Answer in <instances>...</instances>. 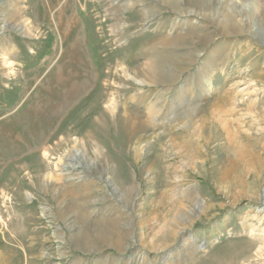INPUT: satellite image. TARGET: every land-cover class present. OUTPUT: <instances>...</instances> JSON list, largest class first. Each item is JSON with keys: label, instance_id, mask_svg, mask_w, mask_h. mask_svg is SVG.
<instances>
[{"label": "rangeland", "instance_id": "1", "mask_svg": "<svg viewBox=\"0 0 264 264\" xmlns=\"http://www.w3.org/2000/svg\"><path fill=\"white\" fill-rule=\"evenodd\" d=\"M84 90L141 141L88 140ZM0 264H264V0H0Z\"/></svg>", "mask_w": 264, "mask_h": 264}, {"label": "bare ground", "instance_id": "2", "mask_svg": "<svg viewBox=\"0 0 264 264\" xmlns=\"http://www.w3.org/2000/svg\"><path fill=\"white\" fill-rule=\"evenodd\" d=\"M190 6L191 7H189V6L186 7V8H189L188 9L189 11H193L194 10V11L199 12L200 14H203V15H207L208 16L212 12V10H211L212 8H210L208 6L202 8L198 2H194ZM226 7H227V4L223 6V11L220 13V16H223V17L226 16V12H227L225 10ZM226 17L230 18L232 16H226ZM233 18H235V16ZM217 20L221 21V19L219 17H218ZM233 20H231V21H233ZM221 23H222V28H223L224 32H227L228 30H233V29L236 28L235 26H231L229 23L225 22L224 20H222ZM159 64H160L159 62H157V61L155 62V60H152L151 63L148 65L149 70L151 72L150 75H149L150 78L154 79L155 77H160L161 72L158 71L159 70L158 69L159 68ZM124 72H125V75H127V77L128 76L132 77L131 75L126 73L125 69H124ZM210 73L211 72H210L209 69L203 67L201 69V71H200V74H199L200 75L199 79H200V82L202 83L203 92L206 93V94L209 93L210 84H212V82H213L212 81L213 78H212ZM136 80L139 81V82H145V81L139 80V79H136ZM192 87L193 86L188 87V88L185 87V90H186L185 93H189L191 95L192 92H193V88ZM88 95H89L88 92L84 90L82 92L80 98L82 97V100H85V98H86V100H85L86 103L81 104L80 106H75V108L72 111H70V112L76 114V116H77V120L76 121L80 120V123L82 124V126L84 127V129L86 131V135L85 136H86V138H88V140L91 141L93 139H95V140H97V139L98 140L107 139L108 137L105 138V133L107 134L108 129H110L111 127H114V130H118L119 131V129H120L123 133H126V135L124 134V136H123L124 137L123 141H122L123 143L130 142L134 138L138 139V141H141L140 136H137V135H138V133L142 132V130L144 128L145 122H144V120H142L143 113H139L134 108H128L126 105H124L121 108L122 109L121 114L119 116L117 115V117L115 116V119L111 121L110 117H108L106 115V113H105L106 111L104 112L103 110L100 109V104L103 102V98H102L101 92L99 90L98 91L95 90L89 97H88ZM234 99H235V93H227V95H219V94H217L214 97L212 96L211 99H210L209 105H208V108H211V109H210V111L209 110L207 111V115L214 114L216 109L222 111L223 107L225 105H227V104L233 103ZM110 106H108V107H110ZM103 108H105V107H103ZM112 110H113V108H112ZM70 112H69V114H70ZM147 112L150 113L151 119H152V117H154V115H153L154 112L152 110V107H149ZM225 112H228V110H226ZM60 114H61V117L64 116V112H61ZM223 115H225V114H223ZM65 120L68 121L67 118H65ZM120 134H121V132H120ZM111 139H114V138H111ZM108 140H110V139H108ZM121 140H119V141H121ZM183 141L185 142L184 149H186V147H187L186 142L187 141L186 140H183ZM36 142H37V140H36ZM119 145H121V144H119ZM27 146L30 147V145H27ZM73 147L77 148L76 143L73 144ZM47 150H49V149H47ZM44 151H46V150H44ZM121 153L120 154H115L114 152H110L109 151L110 158H116L117 164L115 165V168L113 170L108 171L107 173L109 174V176L111 178L114 177V176L115 177L116 176L120 177L117 180V185L120 188H124L125 186H131V185H130V183H129V185L127 183L128 182V179H127L128 178V176H127L128 173L126 172V167H125L126 162H124L122 156L120 157ZM74 155H75V153L71 149H68L66 151V153L62 157H60L58 159V161L60 162L61 165L64 164V166H66L65 164H67V166H68L71 163L69 161V157L74 156ZM132 158H133V161H137V159L139 158V151L136 148L134 149ZM109 161H111V160H109ZM72 165H74V164H72ZM65 170L67 171L68 178H70V176L71 177H76V178H80L81 177L80 173L79 172L75 173L74 169H72V168H69V167L59 168V171L61 173H63ZM61 173H60V176L62 175Z\"/></svg>", "mask_w": 264, "mask_h": 264}]
</instances>
